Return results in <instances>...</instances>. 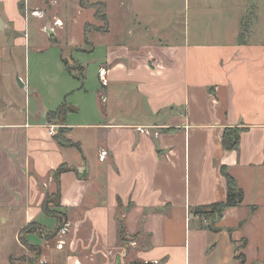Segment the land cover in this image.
<instances>
[{
	"label": "crops",
	"instance_id": "1",
	"mask_svg": "<svg viewBox=\"0 0 264 264\" xmlns=\"http://www.w3.org/2000/svg\"><path fill=\"white\" fill-rule=\"evenodd\" d=\"M51 3L0 0L2 61L29 43L21 36L28 39L36 10L44 14L37 18L41 30L50 23L51 40L61 44L54 20L65 27L73 21ZM88 3L104 5L107 30L87 34L109 39L102 43L106 62L96 70L95 91L84 88L83 66L73 76L66 70L79 87L69 81L54 86L50 76L43 89L32 86L29 72L4 70L3 64L0 70V221L10 229L16 224L13 235L22 251L23 228L35 223L45 232L26 238L41 248L40 260L22 263L236 264V249L246 241L244 264H264V0H194L183 39L172 43L148 39L170 29V0ZM103 68L107 86L99 79ZM74 76L84 77L83 85ZM71 94L74 107L67 103ZM64 103L66 116L48 119ZM61 128L80 149L59 146ZM227 128L247 129L238 152L222 148ZM103 151L108 157L101 161ZM61 166L87 177L67 172L59 178L60 212L70 229L48 239L58 221L44 223L42 204L56 194L53 174ZM222 166L244 201L208 228L192 211L226 199ZM119 202L132 205L125 216L128 235L138 234L131 252L118 239ZM60 239L62 249L56 246ZM13 260L6 255L2 264Z\"/></svg>",
	"mask_w": 264,
	"mask_h": 264
},
{
	"label": "rangeland",
	"instance_id": "2",
	"mask_svg": "<svg viewBox=\"0 0 264 264\" xmlns=\"http://www.w3.org/2000/svg\"><path fill=\"white\" fill-rule=\"evenodd\" d=\"M78 1L79 0H54L55 3H51L58 5L57 11L61 16L66 17L68 20L72 19L73 21V23L70 24L69 22L65 27L63 24L62 26H55V22L59 20H54V28H56L57 31L56 37L61 44L57 43L55 38L54 41H52L49 34L46 33V30H41V27L39 26L40 22L37 18H31L28 39L24 34L21 36L22 40L26 39L29 43H27V46H24L22 49H14V51L12 50L8 52L3 61L0 59V70L2 69L3 64L4 70H21L23 74L29 72L32 86L39 85L40 89L46 88L49 85L48 81L50 76H54V86L57 83H61L60 85H62V82L69 81L71 85L79 87L80 84L78 81L71 78L66 70L69 66L72 70H75L74 72H76V74H79L77 73V70H79L81 65L85 68L86 82L84 88L90 93L95 91L97 84L99 83L96 70H99L100 65L106 62L105 47L102 43L107 42L109 39L105 38V42H102L103 39L101 36L96 37L87 34V32L91 33L97 29L101 32L104 30V27H98L102 25V21L98 20L95 15L93 16V13L96 14L99 7L96 4H89L88 0H86L84 4L85 10H81ZM186 2L187 10L185 9L184 0H170V29L159 38L150 36L148 39L152 40L153 38L157 42H159V40L163 42L166 40L168 43H172L174 40L179 41L183 39L186 17H188L189 14H194V0H186ZM109 5L114 25H116L118 20L114 16V3L109 1ZM188 6L190 8H188ZM195 10L198 9L195 8ZM45 22L46 21H44V23ZM57 29L63 30L58 31ZM129 30H131V27ZM117 38L124 40L126 39V36L121 35ZM88 42L93 46L92 52H90L91 50H88L91 48V45L88 47ZM5 43L10 50V41L7 40ZM126 44L129 45L127 42ZM71 45L75 46L71 48ZM140 53L144 57L147 55V51H141ZM63 60L67 61L68 66H65ZM33 91L34 90L30 89L29 94H33ZM73 96L74 95L71 94L67 100L70 107H74L75 105L72 102ZM59 130H63V128ZM53 195L55 194H48L46 197H51L53 198L51 200H55ZM50 208L54 212L60 213V208L57 206L51 204ZM44 221L48 226H55L56 220L54 219L44 217ZM15 227L16 224L12 225V228L10 229L9 225L2 224L0 221V264L5 261L6 255L14 256L12 264H23L22 260L25 261L27 259L36 260L38 258L40 260V257H37L36 252L29 251L25 247V251L21 250L15 241V236L13 235ZM36 228L37 226L33 225L31 229L36 230ZM36 238L37 236L33 235L32 241ZM119 243H121L120 240ZM123 245L127 247L129 252L133 249L132 240L128 238H125ZM136 262L129 261L131 264H138Z\"/></svg>",
	"mask_w": 264,
	"mask_h": 264
},
{
	"label": "trees",
	"instance_id": "3",
	"mask_svg": "<svg viewBox=\"0 0 264 264\" xmlns=\"http://www.w3.org/2000/svg\"><path fill=\"white\" fill-rule=\"evenodd\" d=\"M86 0H80V4L82 7H84ZM99 7V10L96 11V18L98 20H101L105 26H104V30H107V18L105 15V7L103 4L98 3L96 4ZM106 27V28H105ZM65 66H68L67 61H64ZM80 70H84V68L82 66L79 67ZM68 73L70 75L73 76L74 71L72 70L69 66L67 69ZM77 80L82 81V85L84 83V77L79 78L77 76H74ZM68 108L67 105L64 103L58 110V112H52L49 113L47 115L48 119H52V118H58L60 116H62L63 118L66 116V114L68 113ZM247 129H242V128H227L223 135H222V139H221V145L222 148L225 151H236L238 152L240 150V138H241V134L243 132H245ZM66 130H59V133L55 136V139L57 141V143L59 144V146L61 147H74L77 149H80L79 144L73 143L67 139H65L64 134H65ZM67 172H75L77 175H79L78 170L73 169V168H69L66 166H61L59 169H57L54 174H53V178L57 184V192L55 195H53V197L55 198V200H51L53 198L51 197H46L43 204H42V211L43 213L50 218H54L58 221V227L57 229L51 233L50 235L46 236V238L48 239H52L55 238L57 236V233L62 229V227L67 224L66 223V218L65 216H63L61 214V212L56 213L54 212L51 208L50 205L53 204L55 206H57L58 208H60V184H59V178L61 177V175H63L64 173ZM220 173L221 175L225 178L226 183H227V195H226V199L222 202H217L214 203L212 205H208V206H201V207H197L195 208L192 213L195 216L200 217V219L206 220L209 222L208 224V228H213L214 225H216L224 216V213L227 209L229 208H235L240 206L243 201H244V193L243 191L239 188L238 184L236 183L235 179L229 174L228 169L225 166H222L220 168ZM80 178H86L87 174H83V175H79ZM48 196V195H46ZM119 207H120V214L118 217V239L120 240V242L123 244L125 242V238H128L130 240H132V242L138 237L137 235H133V236H129L126 230V224H125V216L127 214V212L132 208V205L130 204L128 207H123L121 202H119ZM33 225H36L35 223H32L28 226H26L25 228H23L20 232V236H19V240L21 242V244L28 249L29 251H33L37 253V257H41L42 252H41V248L38 246H34L28 243L26 237L29 234H37L38 236H42L44 234L43 228L39 225H36L37 228L36 230L31 229L33 227ZM246 246V241L243 242V244L241 245V247L236 249V255H235V261L236 264H244L246 261L245 255L243 252H241V250H243ZM24 259V258H23ZM39 259L37 258L36 260H25L28 263H34L35 261H38ZM23 261V260H22Z\"/></svg>",
	"mask_w": 264,
	"mask_h": 264
},
{
	"label": "built area",
	"instance_id": "4",
	"mask_svg": "<svg viewBox=\"0 0 264 264\" xmlns=\"http://www.w3.org/2000/svg\"><path fill=\"white\" fill-rule=\"evenodd\" d=\"M32 16L36 17V18H44V14L40 11H33L31 13ZM55 26H62V22L60 21H56L55 22ZM107 75H108V71L106 69H101L100 72H99V79H100V82L102 84V86H107ZM141 132H144V130H140ZM49 134L51 136L55 135V130L53 128H50L49 129ZM108 157V153L103 151L101 152L100 154V160L101 161H104L106 158ZM69 229H70V225L69 224H65L62 229L58 232V236L61 237V236H65L69 233ZM65 245V242L62 241L61 239L60 240H56V246L58 249H62L63 246ZM40 264H45L44 261H41Z\"/></svg>",
	"mask_w": 264,
	"mask_h": 264
},
{
	"label": "water",
	"instance_id": "5",
	"mask_svg": "<svg viewBox=\"0 0 264 264\" xmlns=\"http://www.w3.org/2000/svg\"><path fill=\"white\" fill-rule=\"evenodd\" d=\"M46 33L49 34V36H53V32L50 30V23L48 24V27L46 29ZM18 84L21 88H24V83L21 80H18Z\"/></svg>",
	"mask_w": 264,
	"mask_h": 264
}]
</instances>
